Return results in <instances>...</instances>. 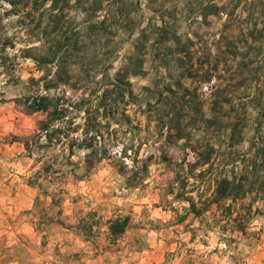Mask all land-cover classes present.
Wrapping results in <instances>:
<instances>
[{
    "label": "rangeland",
    "instance_id": "obj_1",
    "mask_svg": "<svg viewBox=\"0 0 264 264\" xmlns=\"http://www.w3.org/2000/svg\"><path fill=\"white\" fill-rule=\"evenodd\" d=\"M0 264H264V0H0Z\"/></svg>",
    "mask_w": 264,
    "mask_h": 264
},
{
    "label": "trees",
    "instance_id": "obj_2",
    "mask_svg": "<svg viewBox=\"0 0 264 264\" xmlns=\"http://www.w3.org/2000/svg\"><path fill=\"white\" fill-rule=\"evenodd\" d=\"M141 62V60H139ZM142 63V62H141ZM89 101L88 99H83L80 102ZM76 104L70 103L67 99L62 96H50L48 94H38L33 96L29 107L33 111H43L46 113V118L39 127V131L36 133L25 137L23 143L27 151L33 153V150L37 148L46 147H66L69 155L74 154L75 148H86L90 151L88 156L96 154L99 149L94 148L92 144L84 143L85 141H80L78 134V128L81 125L74 123V118L70 117L67 112L72 107H76ZM80 111V109H78ZM86 124L90 125L93 119L92 112L87 111L84 116ZM94 135H91L89 139H93ZM67 152L65 153V160L69 161L67 157ZM101 158L103 153H101ZM72 162V161H70ZM87 167H91L94 161L91 158L86 159ZM55 161H47L44 165L43 171L54 172ZM236 185L235 180L229 178H223L218 181L216 193L220 196H229L233 188ZM194 208L195 204L192 203ZM129 217L123 219H116L110 222V233L114 236H118L125 232L126 227L129 225Z\"/></svg>",
    "mask_w": 264,
    "mask_h": 264
}]
</instances>
